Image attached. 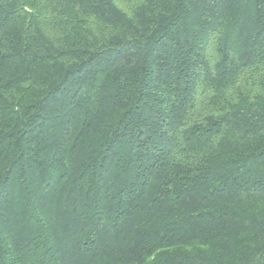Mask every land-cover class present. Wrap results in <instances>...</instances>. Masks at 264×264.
<instances>
[{"label": "trees", "instance_id": "obj_1", "mask_svg": "<svg viewBox=\"0 0 264 264\" xmlns=\"http://www.w3.org/2000/svg\"><path fill=\"white\" fill-rule=\"evenodd\" d=\"M0 264H264V0H0Z\"/></svg>", "mask_w": 264, "mask_h": 264}]
</instances>
